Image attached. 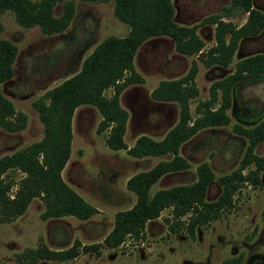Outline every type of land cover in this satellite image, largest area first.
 Listing matches in <instances>:
<instances>
[{"label":"rangeland","instance_id":"rangeland-1","mask_svg":"<svg viewBox=\"0 0 264 264\" xmlns=\"http://www.w3.org/2000/svg\"><path fill=\"white\" fill-rule=\"evenodd\" d=\"M74 1L76 15L71 26L53 36L44 35L38 27H21L12 12L0 13L4 27L1 37L19 48L15 76L3 86V94L28 118L22 132L11 134L0 129V159L44 138V125L34 107L36 101L78 74L100 43L129 34L130 28L115 17L112 2ZM230 3L231 0H174L176 20L182 26L192 27L219 15L242 26L248 16L237 10L226 13L224 9ZM254 7L264 12V0H254ZM62 13L60 3L55 15ZM198 34L205 50L215 46L214 25L200 26ZM256 54H264V33L243 40L228 68H208L198 61L199 96L191 102L193 116H198V105L209 100L213 83L233 74L239 61ZM194 60L197 58L179 54L168 37L153 38L140 48L135 67L145 82L129 87L120 98L121 106L129 113L125 135L129 147L142 136L163 140L176 126L178 105L155 102L151 96L162 81L185 77ZM107 94L112 95L113 91ZM234 101L228 112L231 123L206 129L187 142L180 153L190 163V169L165 176L154 186L153 193L194 184L198 180V167L209 163L216 180L209 190L208 201L218 199L222 192L218 180L239 168L249 146L248 139L237 134L234 127L249 129L264 119V77L242 83ZM101 120L100 112L93 106L77 109L72 124V154L63 172L65 182L99 213L88 221L74 217L44 220L46 207L41 199L34 200L23 216L11 223H0V264H18L17 255L42 244L56 251L69 249L76 241L83 246L102 244L114 228L116 214L135 206L137 198L127 189L128 180L167 158L134 159L126 151H111L105 144L107 133H98ZM256 154L264 157V143L257 147ZM253 169L255 166L249 170ZM9 176L20 180L24 175L17 172ZM234 205L220 220L198 227L195 239L185 229L179 233L169 231L167 219L173 217L172 210L167 209L159 219L148 223L140 241L129 238L117 249L103 246L100 257L90 253L72 261L40 264H264V172L261 185L244 186L236 194Z\"/></svg>","mask_w":264,"mask_h":264},{"label":"trees","instance_id":"trees-1","mask_svg":"<svg viewBox=\"0 0 264 264\" xmlns=\"http://www.w3.org/2000/svg\"><path fill=\"white\" fill-rule=\"evenodd\" d=\"M81 1L112 2L115 17L130 28L129 34L122 38L110 37L100 43L86 58L78 74L34 103L45 135L41 141L0 159V223L14 222L36 199H41L46 207L42 215L44 220L74 217L88 221L99 213L63 178L72 154L73 118L82 106H93L100 112L102 120L98 133H107L105 144L111 151H126L134 159H167L128 180L127 189L136 195V204L116 214L114 228L102 244L83 246L76 241L71 248L61 251L42 244L17 255L18 264L67 262L90 253L100 257L103 246L117 249L129 238L142 240L148 223L159 219L167 209L172 210L173 217L167 219L169 231L179 233L185 229L195 239L198 227L208 226L234 209L235 196L244 186L257 188L261 185L264 157L258 156L256 149L264 143V119L249 129L234 127L237 134L248 139L249 146L239 168L218 180L222 192L215 201H208L209 190L216 180L209 163L198 167V180L194 184L152 192L165 176L190 169V163L180 153L187 142L206 129L231 123L228 112L238 87L246 81L264 77V54L244 58L236 64L233 74L212 84L209 100L200 103L196 109L198 116H193L191 102L199 96L198 61L208 68H228L243 40L264 33V12L254 7V0H231L230 6L224 9L226 13L237 10L246 14L248 18L242 26L216 15L192 27L178 24L174 0ZM60 3L63 13L56 16L55 9ZM5 12H12L21 27H38L44 35L53 36L66 32L71 26L76 2L0 0V13ZM206 24L215 26L216 44L209 50H205L206 45L198 34L200 26ZM3 30L0 23V129L16 134L26 129L28 118L3 94V86L15 76L19 54L17 45L1 37ZM158 37L170 38L179 54L197 60L185 77L162 81L151 96L155 102L178 105L180 113L176 126L163 140L142 136L129 147L125 141L129 113L121 106L120 98L129 87L144 84L143 77L136 71L135 59L147 41ZM110 90L112 95L107 94ZM252 166L255 169L249 170ZM17 172L23 174V178L8 177ZM14 188L17 189L12 195Z\"/></svg>","mask_w":264,"mask_h":264},{"label":"water","instance_id":"water-1","mask_svg":"<svg viewBox=\"0 0 264 264\" xmlns=\"http://www.w3.org/2000/svg\"><path fill=\"white\" fill-rule=\"evenodd\" d=\"M234 105H235V101H234Z\"/></svg>","mask_w":264,"mask_h":264}]
</instances>
